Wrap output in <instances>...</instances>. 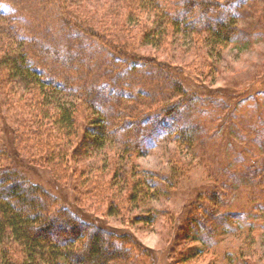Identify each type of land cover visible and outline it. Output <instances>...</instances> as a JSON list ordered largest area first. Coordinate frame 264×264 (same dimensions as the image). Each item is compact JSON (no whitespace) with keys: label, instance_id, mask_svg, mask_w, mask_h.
Here are the masks:
<instances>
[{"label":"rangeland","instance_id":"rangeland-1","mask_svg":"<svg viewBox=\"0 0 264 264\" xmlns=\"http://www.w3.org/2000/svg\"><path fill=\"white\" fill-rule=\"evenodd\" d=\"M64 1L119 49L160 64L114 57L94 36L66 22L53 0H0V103L6 114L0 147L11 144L14 126L21 137L30 134L17 140L27 162L40 158V153L45 157L53 146L48 133L33 134L28 108L36 89L25 93L22 80L7 69L6 59L28 50V45L46 47L64 59L75 57L80 75L74 84L113 93L101 111L113 139L104 149L91 145L84 117L92 110L85 104L78 112V134L68 158L59 157L53 164L35 159L44 165L28 166L29 180L57 199L58 206L82 212L79 199V205L95 213L101 224L129 237L133 249L129 261L110 264H264V184L255 191L260 179H246L264 160V0H205L221 4L211 12L215 22L238 24V37L218 51L204 42L205 34L183 30L173 35L170 28L163 42L149 44L161 30L155 14L163 12L140 8L136 0ZM66 64L60 58L51 66L65 70ZM177 83L203 98L218 92L215 96L224 101L204 117L209 131L192 148L179 145L171 117L154 111L170 99ZM68 93L63 95L66 100L79 102L72 96L75 90ZM252 96L259 99L255 109L247 107V100L237 104L239 98ZM231 127L232 137L227 131ZM49 134L66 143L56 132ZM127 142L137 148L123 157ZM137 183L145 193H133ZM214 197V217L203 223L206 229L200 237L190 216L197 212L208 219L205 210ZM144 248L150 249V256Z\"/></svg>","mask_w":264,"mask_h":264},{"label":"trees","instance_id":"trees-1","mask_svg":"<svg viewBox=\"0 0 264 264\" xmlns=\"http://www.w3.org/2000/svg\"><path fill=\"white\" fill-rule=\"evenodd\" d=\"M53 1L66 22L94 36L114 57L122 56L124 61L131 63L142 62L151 66H156V62L160 64L156 59L143 58L133 51L119 49L113 42L104 38L105 35L101 30L88 25L84 17L70 9L66 1ZM135 3L140 8L147 6L163 12L161 16L160 13L155 14L154 22L160 26L161 30L154 33L153 39L159 37L157 40L152 39L148 42L152 45L164 41L168 28L173 35H179L183 30L199 35L205 34L204 42L212 45L214 51L226 48L229 42L238 37V24L234 20L215 22L211 17V12L221 4L205 0H136ZM152 31V29L146 31L148 41L151 35L149 33ZM49 50L46 47L28 45V50L20 51L19 55L6 57L7 69L14 73L13 76L16 79L22 80L25 93L28 94L29 89H36V98L31 100L28 109L32 116L33 134L48 133L47 141L53 145L49 146V153L45 157L41 153L38 154L41 159L48 162L45 164H53L59 157L63 160L68 158L70 150L74 147L73 139L78 134L76 128L78 112L83 111L85 104L92 110V113L84 117L89 126L88 130L85 129V137L89 138L91 145L95 149H104L109 140L113 139L108 122L101 115V111L110 103L113 93L102 94L104 87L98 91V88L94 86L86 88L81 83L74 84V81H79L77 76L80 75V69L78 70L80 62H75L77 60L75 57L64 59L58 53ZM60 58L67 63L65 70L51 66L52 63L60 62ZM28 62L32 64L29 65ZM173 74L178 75V71H173ZM54 78H58V81ZM74 90L76 94L72 96H77L79 102H69L63 96L65 92L70 93ZM172 91L173 95L170 99L156 107L154 111L171 117L172 125L170 126L176 134L179 145L192 148L195 142L203 140L209 131L204 117L209 115L211 110L220 107L224 101L216 97L218 92H214V96L203 98L200 94L191 92L178 83L175 87L172 85ZM245 100L250 101L247 107L252 106L253 109L259 104V99L255 96L241 97L237 104ZM3 109L4 105L1 102L0 127L1 121L6 120ZM137 117L135 120H139ZM227 131L232 137L234 133L232 127ZM53 132L65 138L66 143L64 144L62 140L58 142L61 138L58 139V136L49 134ZM28 135L24 133L21 137L17 127L14 126L10 129L11 144L5 142L6 145L0 147V245L3 246L0 249V264H110L116 261L127 263L133 251L127 235L111 231L106 225L101 224L95 213L79 205V199L76 203L78 208L83 210L82 212L77 209L76 212L72 207L58 206L57 199L29 180L25 169L28 166L42 168L44 164L41 165L40 160H35L40 158L33 157L27 159L28 162L23 159L17 140L19 138L22 140ZM85 137L83 134L82 139ZM1 138L0 136V140ZM52 140L57 141L54 143ZM126 144L128 150L122 152L123 157L129 154L127 151L137 148L134 143ZM79 148L75 147V150L79 151ZM55 149L59 152L58 155ZM252 169L246 174V179H260L253 186L255 191H260V185L264 184V160ZM54 176L57 180H61L59 174L55 173ZM109 184L110 186L114 184L113 179L109 181ZM143 189L145 188L141 183L134 184L133 193L136 190L145 193ZM215 198L211 199L210 208L205 210L208 219H203L204 215L199 216L197 212L190 216L189 222L192 225H198L201 231L200 235L198 234L200 237H203V230L206 229L203 223L214 217V207L217 203ZM110 207L113 211V206L110 205ZM144 254L150 256V249L144 248Z\"/></svg>","mask_w":264,"mask_h":264}]
</instances>
